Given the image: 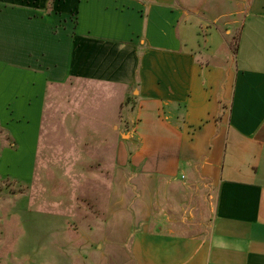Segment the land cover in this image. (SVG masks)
Masks as SVG:
<instances>
[{"label": "crops", "instance_id": "obj_1", "mask_svg": "<svg viewBox=\"0 0 264 264\" xmlns=\"http://www.w3.org/2000/svg\"><path fill=\"white\" fill-rule=\"evenodd\" d=\"M76 80L132 95L135 264H264V0H0L1 178L31 180ZM179 191L209 202L205 236L174 232Z\"/></svg>", "mask_w": 264, "mask_h": 264}, {"label": "rangeland", "instance_id": "obj_2", "mask_svg": "<svg viewBox=\"0 0 264 264\" xmlns=\"http://www.w3.org/2000/svg\"><path fill=\"white\" fill-rule=\"evenodd\" d=\"M85 83L50 90L31 180L0 177V264H135L133 237L152 215L136 207L147 211L148 200L133 183L132 95L119 103L116 89ZM202 195L177 192L175 233H209Z\"/></svg>", "mask_w": 264, "mask_h": 264}]
</instances>
